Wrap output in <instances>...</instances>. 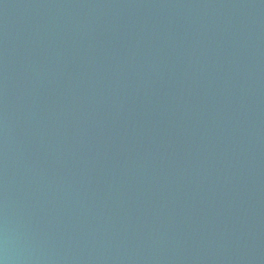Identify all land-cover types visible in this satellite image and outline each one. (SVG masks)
Listing matches in <instances>:
<instances>
[{
  "label": "water",
  "instance_id": "water-1",
  "mask_svg": "<svg viewBox=\"0 0 264 264\" xmlns=\"http://www.w3.org/2000/svg\"><path fill=\"white\" fill-rule=\"evenodd\" d=\"M0 264H264V0H0Z\"/></svg>",
  "mask_w": 264,
  "mask_h": 264
}]
</instances>
